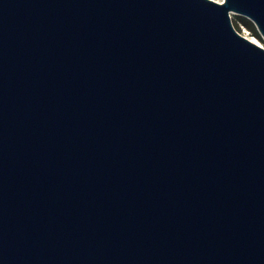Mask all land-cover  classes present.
<instances>
[{
    "label": "water",
    "instance_id": "obj_1",
    "mask_svg": "<svg viewBox=\"0 0 264 264\" xmlns=\"http://www.w3.org/2000/svg\"><path fill=\"white\" fill-rule=\"evenodd\" d=\"M264 0H0V264H264Z\"/></svg>",
    "mask_w": 264,
    "mask_h": 264
},
{
    "label": "rangeland",
    "instance_id": "obj_2",
    "mask_svg": "<svg viewBox=\"0 0 264 264\" xmlns=\"http://www.w3.org/2000/svg\"><path fill=\"white\" fill-rule=\"evenodd\" d=\"M215 1H223V0H215ZM231 16V21L234 26V28L241 33L243 36L247 37L248 39L252 41H256L257 44L261 45L264 47V36H262L258 30L257 34H255L253 31H251L240 19L242 15H239L235 12L230 13ZM244 17V16H243ZM247 18V17H246Z\"/></svg>",
    "mask_w": 264,
    "mask_h": 264
},
{
    "label": "trees",
    "instance_id": "obj_3",
    "mask_svg": "<svg viewBox=\"0 0 264 264\" xmlns=\"http://www.w3.org/2000/svg\"><path fill=\"white\" fill-rule=\"evenodd\" d=\"M240 19L242 20V22L251 30L253 31L255 34H257V31H256V27L255 25L253 24V22L251 20H249L248 18L246 17H243L241 16Z\"/></svg>",
    "mask_w": 264,
    "mask_h": 264
},
{
    "label": "bare ground",
    "instance_id": "obj_4",
    "mask_svg": "<svg viewBox=\"0 0 264 264\" xmlns=\"http://www.w3.org/2000/svg\"><path fill=\"white\" fill-rule=\"evenodd\" d=\"M253 42H255V43H256V41H253Z\"/></svg>",
    "mask_w": 264,
    "mask_h": 264
}]
</instances>
